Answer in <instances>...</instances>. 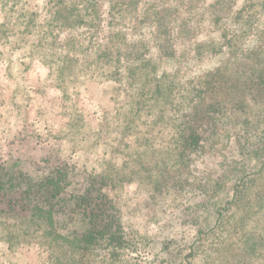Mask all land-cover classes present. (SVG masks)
Listing matches in <instances>:
<instances>
[{"label":"trees","instance_id":"trees-1","mask_svg":"<svg viewBox=\"0 0 264 264\" xmlns=\"http://www.w3.org/2000/svg\"><path fill=\"white\" fill-rule=\"evenodd\" d=\"M206 26L217 31L215 37L201 38ZM254 31L255 38L264 37V0H0V50L10 46L24 61L43 60L44 54H52L49 72L56 80L63 78L65 82L75 83L104 80L109 89L122 94L125 107L134 117L141 113L154 115L155 105L171 95L178 85L164 71L165 64L173 60L186 63L184 68L188 74L179 81L194 84L197 97L208 94L210 99H206L203 110L206 117L214 119L229 110L243 108L242 102L228 104L216 95L219 86L212 85L206 75L196 83L186 78L204 60L226 54L246 55L250 49L246 43ZM15 40L17 46L13 44ZM255 67L252 81L255 88L264 92V64L258 60ZM112 98L114 102L119 100L116 96ZM70 109H66L71 118L66 124L71 130L77 125L83 126L85 118L80 108ZM129 129L134 131L135 127ZM129 129L122 134L118 132L127 141L131 136ZM239 134L237 142L241 146L247 136ZM142 140L151 146L154 144L153 138ZM255 142H249L241 160L235 158L231 161L233 164L221 156L202 160L208 161L205 163L207 174L202 175L200 170L192 174L200 162L195 161V155L203 146V136L198 132V125H191L183 131L177 148L168 155L174 164L170 168H180L176 175L169 173L167 179L161 173L166 168L160 156L151 151L125 155L140 170L150 166L153 175L149 179L155 184L152 189L155 196L176 192L181 202V220L196 230L193 241L185 248H177L172 241L164 242L163 250L174 253L180 259L179 264H193L200 250L208 255L214 249L211 244L205 245L206 241L230 215L231 207L238 203L237 198L244 191L243 186L264 173V136ZM131 145L125 141V146ZM118 150L111 148V159L120 154ZM115 163L108 167L114 169V175L108 171L96 176L84 172L86 180L70 195L69 202L66 201L67 206L72 204L75 214L74 218L67 215L69 221L57 218L66 213L57 196L74 179L73 172L66 168L65 172L64 169L52 171L50 175L57 174L54 178L39 176L38 182L29 173L0 167V191H5L3 198L10 197L8 204L4 201L8 211L24 202L27 210H21L27 215H18L21 227H25L24 235L33 237L34 227V232L47 239L43 245L63 247L64 254L57 259L58 264H135L129 254L135 251L127 238L133 223L126 218L122 205L110 197L109 181L120 179L122 171ZM5 178H9V183L21 180L8 187ZM44 200L46 203H42ZM249 212L246 222L259 230L264 223V211L254 207ZM70 224L72 232L64 233ZM229 238H233L231 233Z\"/></svg>","mask_w":264,"mask_h":264},{"label":"rangeland","instance_id":"rangeland-1","mask_svg":"<svg viewBox=\"0 0 264 264\" xmlns=\"http://www.w3.org/2000/svg\"><path fill=\"white\" fill-rule=\"evenodd\" d=\"M254 33L256 31L248 37L246 47L250 49L246 55L232 57L226 54L221 58L204 60L186 78L196 83L206 75L212 85L219 86L215 94L225 102L243 103L242 110H229L226 115H216L214 119L203 114L206 99H210L208 94L197 97L194 84L179 81L188 74L185 62L173 60L165 64L168 79L178 85H175L171 95L161 98L155 105V114L139 112L140 115L134 117L125 107L122 94L109 89L104 80L92 79L80 83L65 82L63 78L56 80L49 72L54 55L46 53L41 57L43 60L24 61L19 59L17 50L4 46L0 50V167L29 173L35 179L52 176L51 172L58 169L66 168L73 172L71 186L63 188L57 196L66 212L57 215V218L68 220L67 215L74 218L75 214L72 204L67 206L66 201L69 202L70 195L86 180L84 172H92L96 176L108 171L114 175V169L108 167L116 162L122 171L118 173L120 179L109 181L110 197L122 205L126 218L133 223L127 238L135 251L129 253L135 264H179L180 259L174 253L163 250L164 242L172 241L177 248H185L193 241L196 230L181 220V202L176 192L155 196L152 192L155 184L149 179L153 175L150 166L140 170L125 155L151 151L160 156L166 168L161 173L167 179L169 173L176 175L180 168H170L174 164L168 155L174 147L177 148L183 131L191 125H198L203 146L195 155V161L201 163L195 165L192 174L199 170L203 171L202 175L207 174L209 170L205 168V163L208 161L202 160H215L221 156L233 164V159L244 158L242 153L248 151L249 142H258L264 136V92L255 88L251 75L258 60L264 64V37L255 38ZM216 34L217 31L206 26L201 38H213ZM13 44L17 46V40ZM181 83L184 85L179 86ZM114 96L119 100L114 102ZM71 107L80 108L85 118L83 126H74L72 130L66 124L71 119L66 109ZM132 126L134 131L129 129ZM128 129L131 136L127 141L119 133ZM239 133L247 136L241 146L237 142ZM144 137L153 138L154 144H146L142 140ZM125 141L132 145L125 146ZM111 148L121 151L113 159ZM126 163H129L128 167ZM5 179L8 187L21 180L9 183V178ZM243 189L241 197L237 198L238 203L231 207L230 215L205 243L207 246L211 244L214 249L208 255L200 250L193 264H213L218 260L222 264H264V223L256 230L246 222L249 211L254 207L264 211V173L253 177ZM4 193L0 191V264H58L57 259L64 254L63 247L58 244L43 245L47 239L34 232V227L33 237L24 235L25 227H21L18 215H27L21 210L27 208L20 201L16 212L15 209L8 211L5 202L8 204L10 197L3 198ZM72 230L70 224L64 233ZM230 233L233 238H229ZM220 242H223L219 247L221 249L217 250Z\"/></svg>","mask_w":264,"mask_h":264}]
</instances>
